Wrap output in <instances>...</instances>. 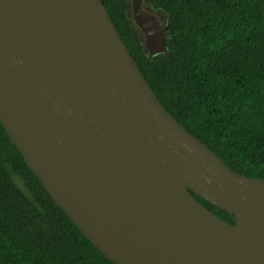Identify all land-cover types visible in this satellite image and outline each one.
<instances>
[{
  "label": "water",
  "instance_id": "95a60500",
  "mask_svg": "<svg viewBox=\"0 0 264 264\" xmlns=\"http://www.w3.org/2000/svg\"><path fill=\"white\" fill-rule=\"evenodd\" d=\"M131 15L149 55L164 53L157 14L132 0ZM0 122L113 263L264 264V179L170 114L101 0H0Z\"/></svg>",
  "mask_w": 264,
  "mask_h": 264
},
{
  "label": "trees",
  "instance_id": "16d2710c",
  "mask_svg": "<svg viewBox=\"0 0 264 264\" xmlns=\"http://www.w3.org/2000/svg\"><path fill=\"white\" fill-rule=\"evenodd\" d=\"M101 2L170 114L231 170L264 179V0H143L167 26L166 51L156 55L129 0ZM0 264H115L52 199L1 122Z\"/></svg>",
  "mask_w": 264,
  "mask_h": 264
},
{
  "label": "rangeland",
  "instance_id": "374dc122",
  "mask_svg": "<svg viewBox=\"0 0 264 264\" xmlns=\"http://www.w3.org/2000/svg\"><path fill=\"white\" fill-rule=\"evenodd\" d=\"M131 1L132 0H129V10H130V16L132 17V15H131ZM159 15L161 17L162 22H164V15L162 13H159Z\"/></svg>",
  "mask_w": 264,
  "mask_h": 264
}]
</instances>
